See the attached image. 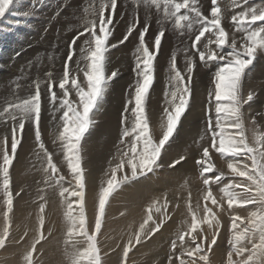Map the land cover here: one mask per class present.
I'll use <instances>...</instances> for the list:
<instances>
[{
  "label": "snow or ice",
  "instance_id": "snow-or-ice-1",
  "mask_svg": "<svg viewBox=\"0 0 264 264\" xmlns=\"http://www.w3.org/2000/svg\"><path fill=\"white\" fill-rule=\"evenodd\" d=\"M133 21L127 27L122 39L111 43L114 38L115 13L118 0H92L84 8L83 30L77 31L68 44V51L62 65V76L58 82L48 72L46 87L35 80L34 91L24 98L7 101L0 110V121L11 122L10 135L0 139V203L3 205V227L0 230V249H4L13 238L14 200L25 191L13 187L11 169L22 145L24 135L31 131L38 148L37 156L43 153L46 165L43 167V181L46 189L58 190L60 203L64 208L66 227L64 255L66 264H103L99 237L107 220V209L114 194L125 185L162 168L163 155L175 137L183 116L190 107L193 94V73L197 59L204 65L216 63L208 90L205 130L199 141L208 137L207 145L195 161L199 167L206 191L203 193V216L198 218L193 210L191 193L187 201L190 222L183 221L184 230L170 241L168 264H210L209 253L218 244L222 223L213 209L233 213L229 226L226 264H264V131L259 130L257 116H251L254 143H249L245 106H250L256 93L245 94L248 73L255 67L258 55H264V4L259 6L249 0H231L233 9H240L231 15L234 31L230 34L222 24L225 9L219 0H210L205 15L199 0H132ZM14 0H0V17H4ZM145 9V21L140 25L139 8ZM160 15L158 30L151 41L147 39L151 30V9ZM171 22L174 29L192 34L190 48H185L186 67L182 72L177 66V52L171 53L169 76L164 89V106L159 119V134L150 128L147 104L154 84L155 65L166 36L165 23ZM138 33L134 49L136 79L129 86V99L121 113L120 132L116 152L108 161L105 179L93 195V216L87 213L86 172L83 166L81 141L94 122L96 111L108 89L118 75L117 70L108 74L110 51L123 45ZM87 34V38H85ZM237 34H242L238 35ZM83 39V45L79 41ZM79 47V57L76 50ZM191 53V54H189ZM85 67H81V62ZM74 65V66H73ZM83 77H80V73ZM74 94V95H73ZM47 97L53 105V121L57 122V136L63 150V161L71 179L61 171L42 140V98ZM78 98V99H77ZM56 113H62L57 116ZM27 122V126H26ZM197 141V143H199ZM212 152L227 161L231 178L220 188L225 204L217 200L212 185H219L225 173L219 172L212 162ZM186 157L173 159L169 168H175ZM250 161V164L247 163ZM39 183V182H38ZM65 183L69 186L65 187ZM36 230L29 247L23 253V264H38L42 255L38 246L51 230L45 222L46 195H40ZM167 193L153 199L145 209V216L128 234L122 245L119 264H128L130 253L138 245L150 241L171 221L172 210ZM178 207V206H177ZM251 208L247 216L238 213ZM197 210L200 205L197 203ZM121 217L125 212L120 213ZM212 234L209 237L205 228ZM131 227V226H130ZM26 229L16 244L29 238ZM86 244L81 248L79 245Z\"/></svg>",
  "mask_w": 264,
  "mask_h": 264
},
{
  "label": "rangeland",
  "instance_id": "rangeland-1",
  "mask_svg": "<svg viewBox=\"0 0 264 264\" xmlns=\"http://www.w3.org/2000/svg\"><path fill=\"white\" fill-rule=\"evenodd\" d=\"M96 2L98 3L99 0H96ZM219 2L221 7L225 9L222 24L231 34L234 31V26L230 22V17L240 9H233L231 0H219ZM90 3H92V0H14L5 16L0 17V110L6 106L7 101L15 100L17 97L24 98L33 92V82L35 80L41 81L43 90L46 87V74L48 72H51L52 79L58 82L62 76V65L68 51V44L76 36L77 31L83 30V10ZM199 3L202 11L207 15L211 6L210 0H199ZM252 4L259 6L264 4V0H249V6ZM118 5L113 27L114 38L111 40L113 44L122 39L128 25L133 21L134 4L132 0H118ZM150 11L151 30L147 37L149 41L152 40L158 30L159 26L156 21L160 15L155 8ZM139 16L142 27L145 21L143 6L139 8ZM164 27L167 30L166 36L163 38L162 48L156 61L154 84L150 90L147 104L150 128H155L157 135L159 134L161 110L164 106V89L169 76L171 53L173 51L177 52V66L184 72L186 60L183 50L190 48L191 38H194L186 29H174L171 22L165 23ZM237 35L239 37L242 34ZM137 37L138 33H134L127 42L110 51L108 74L113 70H117L119 75L109 83L99 109L96 111L94 122L81 141V155L87 180L86 207L90 219L93 216V195L98 193L99 186L105 179L104 172L108 168V161L116 152L120 132L122 131L121 113L125 102L130 98L129 86L133 85L136 79L133 68ZM85 38H87V34H85ZM79 45H83V39L79 41ZM78 57L79 47H77L75 58ZM196 59L197 66L193 73L191 85L193 97L191 98L190 107L183 116L178 131L171 142V146L167 147V151L163 155L164 166L148 176L140 178L137 182L123 186L110 201L103 234L99 237L103 264H119L121 248L118 245H122V242L127 240L129 232L138 227L145 216V209L148 204L153 199L162 197L165 193H167L171 202L170 208H173L171 209L173 218L154 237L158 238V245L152 248L151 245H148V241L138 245L130 253L128 264H168L167 258L171 239L179 231L184 230L185 224L183 221L190 222L191 220L187 212L189 193H191L193 210L197 212L198 218L203 216L204 201L202 196L206 189L199 175L200 169L195 161L199 158L202 150L200 145L204 144L206 146L208 142L207 135H205L204 141H199V137L204 133L206 126L208 90L216 63L204 65L199 62L198 57ZM81 67H85L84 61L81 62ZM79 75L81 78L83 77L82 72ZM34 78L36 79L33 80ZM263 82L264 55H258L255 67L248 73L245 88V94L249 90H254L256 93V98L250 102V106L246 105L244 109L248 117L246 127L250 144L254 143L252 115L260 114L257 116V123L259 130L264 131ZM42 99V140L48 150L53 153L54 162L58 164L67 179H71L63 161L64 153L59 146V141L53 143L58 132L57 122L53 121V105L49 103L47 97ZM61 114L56 113L57 116ZM10 128V121H0V139L6 134L10 135ZM2 133L3 135H1ZM38 151L34 135L31 131L27 132L24 135L22 145L18 148V154L11 169L13 187L17 191L19 188H23L25 191L19 198L14 200L13 238L4 249H0V264H18V262L23 264V253L29 247L32 239L29 237L26 242L21 244H16L15 241L26 229L29 233H35L36 225L30 223L29 220L37 219L39 203L41 202L39 200L40 195H46L47 198L45 222L47 229L51 230V235L47 236L46 232L47 238L43 241L50 240V247L43 246L41 250L52 256V264H66L64 255L66 233L63 217L64 208L60 203L58 190L46 189L43 193L39 191V189L45 188L42 183L44 176L42 169L46 165V159L43 153L37 156ZM181 155L186 157L185 161H182L175 168H169L168 164ZM95 156L99 157L100 161H90ZM212 162L218 170L216 174H219V172L225 173V179L219 185L213 184L212 191L217 200L226 206L220 188L229 183L231 173L227 168V161L221 158L219 154L212 152ZM247 163L250 164V161H247ZM64 186L68 187L69 185L65 183ZM53 202L58 211L50 207ZM197 203L200 205L199 210L196 208ZM213 210L217 212L222 227L218 236V244L214 245L213 252L209 253L210 264H226L227 242L230 236L229 226L233 213L229 211L221 212L215 208ZM250 210V207L241 209L236 214L246 217ZM2 211L3 205L0 203V230L3 227ZM121 212H125L123 217L120 215ZM51 226H56V228L54 229ZM201 226L205 228L207 235L210 237L212 233L207 230V225ZM85 246L86 244L79 245L81 248ZM38 248L40 249V246ZM44 259H37L38 264L50 263L44 262Z\"/></svg>",
  "mask_w": 264,
  "mask_h": 264
},
{
  "label": "bare ground",
  "instance_id": "bare-ground-1",
  "mask_svg": "<svg viewBox=\"0 0 264 264\" xmlns=\"http://www.w3.org/2000/svg\"><path fill=\"white\" fill-rule=\"evenodd\" d=\"M208 1V0H207ZM55 3V2H54ZM56 4V3H55ZM206 4V3H205ZM67 6V5H66ZM52 7V6H51ZM77 7V6H76ZM46 10V9H45ZM75 10V9H74ZM73 10V11H74ZM70 11V10H69ZM132 13V12H131ZM73 14V13H72ZM65 15V14H64ZM66 16V15H65ZM75 16V15H74ZM225 16V15H224ZM45 17V16H44ZM70 18V17H69ZM227 20V19H226ZM125 22V21H124ZM54 23V22H53ZM39 24V23H38ZM80 27V26H79ZM48 35V34H47ZM41 39V38H40ZM26 44V43H25ZM36 54V53H35ZM26 60V59H25ZM8 61V60H7ZM32 71V70H31ZM36 76V75H35ZM36 78H34L33 80H35ZM32 80V81H33ZM47 80V79H46ZM264 83V82H263ZM257 86V85H256ZM117 94V93H116ZM193 97V96H192ZM45 98V97H44ZM256 98V97H255ZM120 100V99H119ZM206 100V99H205ZM42 101H43V99H42ZM96 114V113H95ZM6 126V125H5ZM188 128V127H187ZM192 128V127H191ZM7 129V128H6ZM43 130V129H42ZM183 131V130H182ZM181 131V132H182ZM186 132V131H185ZM5 134V133H4ZM1 135H3V133L1 134ZM109 135H111V134H109ZM31 136V135H30ZM27 138V137H26ZM103 139V138H102ZM25 140V139H24ZM26 142V141H25ZM110 142V141H109ZM91 149V148H90ZM202 151V150H201ZM98 154V153H97ZM106 155V154H105ZM94 156V155H93ZM107 158V157H106ZM105 158V159H106ZM101 159H102V157H101ZM93 160H96V161H100L99 160V157L97 158L96 156L94 157V158H92V159H90V161H93ZM107 160V159H106ZM27 161V160H26ZM24 162H25V160H24ZM182 163V162H181ZM26 164V163H25ZM32 164V163H31ZM93 164V163H92ZM33 166V165H32ZM40 168V167H39ZM30 170V169H29ZM38 171V170H37ZM164 180V179H163ZM20 183V182H19ZM135 186V185H134ZM138 187V186H137ZM17 188H19V187H17ZM25 188V187H24ZM20 189V188H19ZM18 189V190H19ZM142 193H144V192H142ZM141 193V194H142ZM135 195V194H134ZM128 199H129V197H128ZM134 200V199H133ZM129 202V201H128ZM127 202V203H128ZM139 202V201H138ZM133 203V202H132ZM132 203H130V204H132ZM137 203V202H136ZM129 204V203H128ZM133 205V204H132ZM131 205V206H132ZM176 205V204H175ZM172 206V205H171ZM50 207L52 208V209H54V210H57L56 208H55V205H54V202L50 205ZM171 209H173L172 207H171ZM58 211V210H57ZM135 214V213H134ZM34 216H35V214H33ZM31 216V215H30ZM135 217H136V214H135ZM31 218V217H30ZM29 219V218H28ZM37 220V219H36ZM36 220H34V219H30L29 220V222L30 223H32V224H34V225H36ZM52 228H56V226H51ZM50 227V228H51ZM56 231V230H55ZM35 233L34 232H30V235H29V237L32 239L33 238V235H34ZM53 236V235H52ZM54 237V236H53ZM51 238V237H50ZM52 239V238H51ZM54 240H56V239H54ZM53 242V241H52ZM51 242V243H52ZM158 243H159V241H158V238H153L152 240H151V242H149L148 241V245L150 246V247H152V248H155L156 247V245H158ZM43 246H48V247H50V240H48L47 242H43L42 241V244L40 245V249H39V252L40 253H42V255H38L37 256V259L38 260H40V258L42 259V258H45L44 259V262L45 261H47V262H50L49 264H52L53 263V261H51L52 260V256H49L48 254H46L45 253V251H43V250H41L42 249V247ZM146 248V247H145ZM148 248V247H147ZM155 250V249H154ZM16 260V259H15ZM42 263V262H41ZM18 264H19V262H18ZM45 264V263H44Z\"/></svg>",
  "mask_w": 264,
  "mask_h": 264
}]
</instances>
